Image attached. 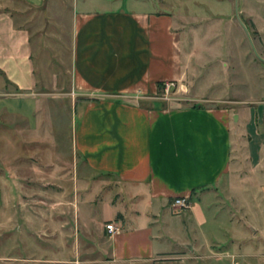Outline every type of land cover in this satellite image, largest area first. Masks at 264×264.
I'll return each mask as SVG.
<instances>
[{"label":"crops","instance_id":"obj_1","mask_svg":"<svg viewBox=\"0 0 264 264\" xmlns=\"http://www.w3.org/2000/svg\"><path fill=\"white\" fill-rule=\"evenodd\" d=\"M112 1L0 0V95L36 106L3 112L27 126L9 130L13 158L0 159V198L15 199L0 229L45 249L0 254V264H264V138L258 158L239 159L245 135L229 107L203 105L211 99L193 89L182 107L155 97L158 82L192 88L197 42L179 23L198 15L167 0ZM232 2L211 17L264 22V0ZM56 54L68 78L46 67V84L34 56ZM47 85L81 97L71 158L34 153L45 94L35 89ZM178 196L186 208L170 206Z\"/></svg>","mask_w":264,"mask_h":264},{"label":"rangeland","instance_id":"obj_2","mask_svg":"<svg viewBox=\"0 0 264 264\" xmlns=\"http://www.w3.org/2000/svg\"><path fill=\"white\" fill-rule=\"evenodd\" d=\"M101 1L103 4L105 3V0ZM115 1V4L120 1L123 2L119 4L126 2V0ZM167 1L173 4L177 13L181 15L184 14L185 9L190 14L198 15L195 20L182 21L179 23V27L190 34L192 42H197L195 65L200 72L191 81L192 88L187 87L184 90L172 84L166 91L164 85V88H159L155 95L156 99L166 107L186 106L192 103L191 90L193 89L192 91L197 97L206 96L211 99L203 105L229 107L235 113V116L232 117L236 122L235 127L243 130L245 135L243 141L246 146H240V150L237 152L239 159L246 158L247 153L250 159L258 158L261 154L259 143L264 138V22H253L247 17L250 22L245 23L241 17L237 16L212 18L211 14L221 13L224 10L223 2L225 4V0ZM231 2L237 4V0H231ZM238 3L241 6L243 0H238ZM245 3L251 7L257 4V0H246ZM34 58L38 59L37 66L42 71L37 74V79L41 78L44 83L48 84L50 78L47 77L43 69L52 67L60 68V71L63 65L64 73L59 75V79L62 77L67 80L66 66L62 63L60 54L39 55ZM51 59H54V62L51 63ZM4 89L11 90L8 86ZM36 90L45 91L39 101L36 122L33 123V126L38 129V134L34 135V144L40 151L34 152L36 158L41 155L43 158L49 157L50 160L65 159V155L71 158L72 130L75 127L76 111L81 97L71 87L56 88L47 85L45 88L36 87ZM156 103L159 104V102ZM35 107V103L26 97L0 95V159L3 158L5 152L9 153V158H13L12 151L7 152L4 149L6 142L13 141V135L9 130H12L14 126H27L24 120L7 116L3 112L21 111L26 115H33ZM238 117L239 120H236ZM10 183L12 184L11 180ZM7 201H9L8 204H5L4 200L0 198V209L6 206L8 218L12 220L15 199L11 197ZM101 212L109 215L106 206L101 208ZM0 219L2 218L0 217ZM14 227L15 223H12V229ZM24 240L17 235V229L14 228L11 232L5 226V229H0V254L26 255L30 254V250L36 252V250L44 249V247H35L31 239L26 240L31 247L23 246L21 244ZM71 252L73 251L71 250Z\"/></svg>","mask_w":264,"mask_h":264},{"label":"built area","instance_id":"obj_3","mask_svg":"<svg viewBox=\"0 0 264 264\" xmlns=\"http://www.w3.org/2000/svg\"><path fill=\"white\" fill-rule=\"evenodd\" d=\"M172 82H166L165 83V90L167 91L170 85H172ZM189 205L188 199L183 196H178L173 198V200L170 202V206L173 208H186ZM105 229L108 233L113 234L117 233L119 231V228L116 227L113 222H109L105 224Z\"/></svg>","mask_w":264,"mask_h":264},{"label":"trees","instance_id":"obj_4","mask_svg":"<svg viewBox=\"0 0 264 264\" xmlns=\"http://www.w3.org/2000/svg\"><path fill=\"white\" fill-rule=\"evenodd\" d=\"M163 85H164V84H163V83H161V82H158V84H157L158 88H162V87L164 88V86H163ZM195 105H198V106H199L200 104H195Z\"/></svg>","mask_w":264,"mask_h":264}]
</instances>
